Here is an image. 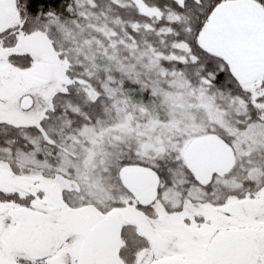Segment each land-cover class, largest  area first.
<instances>
[{
  "label": "snow or ice",
  "instance_id": "obj_1",
  "mask_svg": "<svg viewBox=\"0 0 264 264\" xmlns=\"http://www.w3.org/2000/svg\"><path fill=\"white\" fill-rule=\"evenodd\" d=\"M0 264H264V0H0Z\"/></svg>",
  "mask_w": 264,
  "mask_h": 264
}]
</instances>
